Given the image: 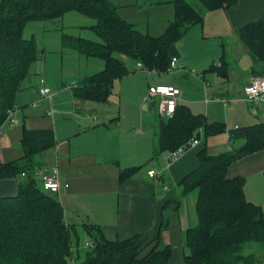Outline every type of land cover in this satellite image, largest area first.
Wrapping results in <instances>:
<instances>
[{
	"label": "trees",
	"instance_id": "obj_1",
	"mask_svg": "<svg viewBox=\"0 0 264 264\" xmlns=\"http://www.w3.org/2000/svg\"><path fill=\"white\" fill-rule=\"evenodd\" d=\"M235 1L157 0L170 2L173 11L163 31L150 35L122 19L110 0H0V124L15 105V94L38 57L33 39L22 36L26 22L60 17L70 10L92 18L90 28L98 40L61 28L59 41L62 47L103 63L100 70L74 82L72 97L106 102L113 81L130 72L116 54L139 62L144 69L165 72L176 42L202 19L203 12L227 8ZM237 34L249 53L264 64V17L242 25ZM212 69L224 74L222 58L220 66L211 65ZM223 131L222 122L207 121L203 114H194L177 103L169 118H159L150 158L175 150L192 138H199L203 144L206 136ZM227 132L229 142L242 143L216 154L207 153L203 146L198 149L196 166L176 183L179 192L163 202L152 234L135 232L122 240L106 239L100 226L92 222L64 220V207L57 196L39 188L41 165L34 158L39 149L23 135L19 141L22 155L0 160V180H17L15 197L0 198V264H166L171 250L161 236L168 227L166 211L177 210L182 196L189 192L194 193L195 223L183 231L184 264H264L256 262L252 254H240L247 242L264 243L262 209L244 197L243 176L226 175L232 161L258 149L264 152V121ZM140 167L119 169L117 179L129 177ZM83 236L88 237L89 244L80 253Z\"/></svg>",
	"mask_w": 264,
	"mask_h": 264
},
{
	"label": "crops",
	"instance_id": "obj_2",
	"mask_svg": "<svg viewBox=\"0 0 264 264\" xmlns=\"http://www.w3.org/2000/svg\"><path fill=\"white\" fill-rule=\"evenodd\" d=\"M138 1L146 4L148 2L136 0V3ZM156 2L157 0H152L151 6L171 5L170 2ZM170 17L166 18L165 24L163 23L160 28L164 29ZM262 17L264 0H236L227 8L205 10L202 19L190 26L176 42L172 51L176 62L172 69L167 70L170 73L154 71L144 73L151 75L156 73L152 78L151 75L145 77L140 73L129 72L117 79V84L115 80L113 81V90L111 89L106 102L72 97L71 86L81 76L87 75L86 71L77 72L76 79H69L67 84L61 80L60 89L65 91L64 98L71 103V109L63 113L69 116L70 120L66 121L67 124L61 131H58L59 125L56 124L61 110L55 104L60 100L56 93H50L49 90L48 97H40L37 87L35 94H32L34 99L27 104L20 102L19 105V100L15 101L14 106H18L21 124L20 127L9 128L7 136L12 137L19 148L21 137L28 136L39 149L34 158L42 169L52 164L57 166L60 177L67 184L57 196L66 208L64 210L66 222L79 224L86 221L97 224L103 236L109 240H122L135 232H147L151 235L160 221L163 202L173 197L167 185H175L185 173L196 166L195 152L202 146L209 154L231 150L241 144L242 140L229 142L228 129L264 121V97L253 104L245 101L243 95V87L250 78L258 76L264 79V64L249 53L237 34L239 27ZM39 54L29 69L32 70L36 64L37 74L38 72L43 74L45 64L43 49H40ZM221 58L225 66L224 74H219L215 69L209 70L211 65L219 67ZM101 68L90 69L92 70L90 72ZM132 68L137 71L135 62ZM132 76L141 78L142 84L135 85ZM144 83L146 87L150 84L175 85L179 90L177 103L185 105L194 114H203L207 121L222 122L225 131L206 136L203 144L199 143L185 151L169 166L165 164V153L159 154L164 167L156 171L157 175L149 176L147 171L155 170L150 164L154 160L157 161L159 156L150 158L159 120L156 121L152 114H148L147 123V119L144 120L146 114L139 108L140 117L135 109V117L128 127L122 129L119 126L123 114L122 102H129L135 108V99L139 101L140 94L145 92ZM39 84L46 86L44 79H41ZM115 86L117 89L112 99ZM22 88L23 82L16 92L17 97ZM124 89L129 94L122 93ZM116 97L118 100L114 102ZM27 109H33L35 113L28 112L29 115L25 116ZM147 109L154 110V107L148 103ZM53 113L55 116L52 118ZM36 118H40V121L33 123ZM4 131L2 127L0 135L5 134ZM9 144L12 145L13 142L10 141ZM49 151L52 152L50 160L46 157ZM136 165L141 167L133 171L129 177L117 179L119 169ZM226 175L244 177L242 187L244 197L259 205L264 223L263 150H255L232 161L226 168ZM189 195H186L185 201L190 205V213L180 212L182 201L177 210L166 211L172 227L175 221H178L182 245L184 229L195 222L191 210V194ZM166 234L167 230H163L161 236L162 240L168 243ZM171 252L172 248L166 264H184L183 246L182 258Z\"/></svg>",
	"mask_w": 264,
	"mask_h": 264
},
{
	"label": "rangeland",
	"instance_id": "obj_3",
	"mask_svg": "<svg viewBox=\"0 0 264 264\" xmlns=\"http://www.w3.org/2000/svg\"><path fill=\"white\" fill-rule=\"evenodd\" d=\"M113 1L114 5H116V11L118 12L119 16L124 19L126 22L132 24L135 29L139 30L140 32L143 33H148L150 35H158L161 33L163 28H160L161 25L166 22V18L170 17L172 15L173 11V6H151L152 0H148L147 4L145 2H140L136 3V0H111ZM149 3V4H148ZM153 5V4H152ZM198 4H196L195 7H197ZM93 19L87 17L86 15H83L77 11L70 10L65 12L62 16L52 18V19H42V20H32L28 21L25 23L22 29V36L24 38H32L36 50L38 52V55H40V49H43L44 51V56H45V64H44V72L43 74L39 73L37 74L36 67L37 65L35 64L34 68L32 67V70H28V74L24 77L22 80L23 82V88L20 91L18 97L15 94V101H18L19 105L20 102L23 104H27L29 101L33 100L34 96L32 94H35L36 88L40 87V80L44 79L45 84L47 88L50 90V93H56L59 97L60 100L56 101V106L58 109L61 108L58 117V121L56 124L58 131H61L65 126L66 121L69 119V116H65L63 113L66 111H69L71 109V103H69L70 100H66L65 97V91L60 89L61 86V80L65 81L66 84L69 83V79H76L77 72H88V74L93 73L90 72L92 70L90 69H99L102 67V60L98 59L96 57H91V56H82L78 55L76 52H74L72 49L62 47L60 45L59 41V34H60V29L62 28L64 31L72 34V35H79L81 37L90 39V40H98L97 35L92 31L90 28L91 24L93 23ZM56 51V52H55ZM116 57H118L120 60L124 62V64L127 66L128 70L132 72V74L135 73H140L143 74L145 77L149 76L151 74H144L145 72L143 71H134L132 66L134 64V61L129 60L125 56L121 54H116ZM36 62V60H35ZM164 73H170V71H165ZM156 76V73H152L151 77L154 78ZM82 77V76H81ZM144 77V78H145ZM121 78V77H120ZM134 80L135 85H141L142 84V79L141 78H136L135 76L131 77ZM119 79V78H118ZM115 79V84H117L118 81ZM113 85V83H112ZM146 87V83H144ZM148 86V85H147ZM37 88V89H38ZM117 86L114 87V91L112 92V99L114 98V94L116 92ZM147 89V87H146ZM145 89V92H146ZM113 90V87H112ZM68 91H70L68 89ZM127 93L129 92L124 89L122 93ZM142 93L140 94L139 101L135 99L134 102V107L132 104L129 102H122L123 107H122V115L119 120V126L124 129L125 127H128V125L132 122L133 118L135 117V109L136 113L140 117L141 114L138 111L139 108L140 110L143 111V113L146 114L144 116V120L147 119V123H149L148 114H152L155 118L156 121L159 120L158 116H156L155 109L148 110L147 106L150 101H141V97L145 94ZM70 99V97H69ZM118 98L116 97L114 102H116ZM113 104L115 105V103ZM43 102L40 103L42 105ZM120 105V101L118 102ZM40 109V108H39ZM28 112H33V109H27L25 111V116L29 115ZM68 113V112H67ZM55 116L53 113L52 118ZM43 118H51L47 116H41ZM14 118L16 119L17 124L15 125H8L4 124L3 130H5V134L2 133L0 135V160L2 161H9L13 159H17L21 154L22 151L18 147V145H15V140H12V137L7 136V130L11 127L19 126L21 124V119H20V112L14 114ZM40 121V118H36L33 120V123ZM119 127V128H120ZM8 137V138H7ZM13 142L12 145H10V141ZM10 145V146H9ZM133 147V145H132ZM134 148V147H133ZM43 150V149H42ZM45 152V151H44ZM52 152L49 151L48 154L46 155L47 158L52 159ZM155 162V164H153ZM152 162V167H154L156 172L158 169L162 170L164 167V164H162L161 161V156L159 155L157 157V161L154 160ZM56 166V165H51L49 167ZM122 166V165H121ZM45 167V166H44ZM47 166L46 169H42L41 167V172L44 173L45 170L49 169ZM57 167V166H56ZM58 170V168H57ZM39 172V171H38ZM37 172V173H38ZM59 175V172H58ZM60 176V175H59ZM153 180H156L153 178ZM166 181V180H165ZM158 182V181H157ZM160 184V182H158ZM172 191V196L176 195V193L179 192V188L177 185H167ZM191 194V210L192 214L194 215V206H193V201H194V193L189 192L186 195ZM185 197L182 196L180 200V205H181V210L180 212L183 213H190V205L188 201H185ZM190 196V195H189ZM64 207V205H63ZM64 210L66 208L64 207ZM171 216V215H170ZM195 218V217H194ZM168 229L167 234H166V241L170 244L172 248L171 254H178V257H181V247L182 241H181V234L178 229V221H175V225L172 227V222L170 221V217H168ZM195 223V222H194ZM82 245L78 248L80 250V253H82L85 249H87V245L89 244L88 237L83 236L82 238ZM184 249V248H183ZM75 251L73 250L71 253V257L73 258V255ZM241 255H248L252 254L254 258L256 259V262L259 261H264V243L260 244L258 242H247L245 243L241 250H240ZM182 258V257H181Z\"/></svg>",
	"mask_w": 264,
	"mask_h": 264
},
{
	"label": "built area",
	"instance_id": "obj_4",
	"mask_svg": "<svg viewBox=\"0 0 264 264\" xmlns=\"http://www.w3.org/2000/svg\"><path fill=\"white\" fill-rule=\"evenodd\" d=\"M176 57L171 56L168 63L167 70L172 69L175 66ZM137 70L145 73L150 70L144 69L139 62L135 63ZM178 87L172 84H150L147 86L145 94L141 97V101H153L152 106L155 109L156 115L161 119L169 118L177 104ZM38 95L40 97H48L49 89L43 85L38 89ZM244 100L255 104L258 100L264 97V79L262 77L253 76L243 87ZM17 112V107L13 106L7 111L4 121L0 124V131L4 124L10 126L17 124L14 114ZM200 143L199 138H192L190 141L178 146L175 150L164 154L165 164L169 166L185 151L195 147ZM149 176L157 175V172L148 170ZM22 175V174H21ZM67 186L66 182L58 175L56 166L49 167L44 173L40 175L39 188L41 191L55 194L58 196L59 191ZM65 220V219H64Z\"/></svg>",
	"mask_w": 264,
	"mask_h": 264
},
{
	"label": "water",
	"instance_id": "obj_5",
	"mask_svg": "<svg viewBox=\"0 0 264 264\" xmlns=\"http://www.w3.org/2000/svg\"><path fill=\"white\" fill-rule=\"evenodd\" d=\"M153 101L149 102V106ZM17 180L16 179H1L0 180V198H13L16 195Z\"/></svg>",
	"mask_w": 264,
	"mask_h": 264
}]
</instances>
